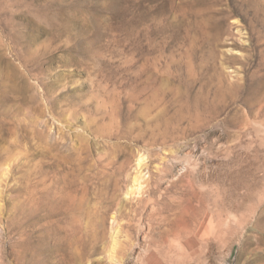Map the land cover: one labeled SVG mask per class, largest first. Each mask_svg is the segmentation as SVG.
<instances>
[{
    "label": "rangeland",
    "instance_id": "1",
    "mask_svg": "<svg viewBox=\"0 0 264 264\" xmlns=\"http://www.w3.org/2000/svg\"><path fill=\"white\" fill-rule=\"evenodd\" d=\"M233 42L237 46H232ZM245 47L252 63L248 77H253L248 78V92L237 87L219 97L212 82L217 78L216 65L221 57L245 55ZM163 57L168 59L166 70ZM224 66L232 80L243 76L239 64ZM13 72L36 87L42 108L47 100L57 103L66 95L72 104L83 106L82 111L74 109L79 113L75 119L60 118L69 120L61 122L62 126L73 127L67 128L69 153L76 155L80 145L86 147L88 153L84 150L82 156L87 157L86 166L95 165L93 175L100 174L98 165L107 156L104 163L109 164V174L122 165L127 170L121 171L122 189L101 203L94 201L97 215L94 221L86 218L83 223L96 233L101 249L100 254L85 257L87 264L101 260L100 264H264V0H0V76H13ZM138 72L143 79L151 72L155 76L166 72L171 84L182 81L190 95L203 94L200 120L185 122L182 132L173 129L167 144L160 140L150 144L152 134H145L150 113L132 118L136 109L149 107L137 104L134 97L139 90ZM178 105L172 102L171 116L177 114ZM109 111L116 113L113 116ZM89 115L93 128L88 124ZM20 117L13 119L18 123ZM0 120L6 122L0 133V151L5 153L4 141L13 124ZM123 121L129 125L121 131L123 135L109 133V128L112 131ZM99 126L104 129L96 135ZM75 131L85 134L88 143L83 144ZM137 134L145 135L146 140L137 143ZM142 154L155 159L144 173L154 174L153 183L158 186L156 201L145 205L136 202L137 193L128 194ZM185 158L190 163H184ZM164 161L173 170L159 181L157 166L163 167ZM22 182L18 166L12 170L9 163L0 164V264H33L21 257L17 245L22 243V235L47 234L66 225L65 215H58L59 221L53 206L25 202ZM215 189L217 210L230 212L228 221L235 233L222 232L217 241L207 237L199 250L193 236L186 234L180 239L170 229L177 232L188 226V217L199 215L203 197L213 198ZM208 204L204 218L213 211V205ZM163 215L170 218V225H165ZM169 244L173 250L167 253ZM113 247L115 260L111 261ZM56 257L42 264H69Z\"/></svg>",
    "mask_w": 264,
    "mask_h": 264
},
{
    "label": "bare ground",
    "instance_id": "2",
    "mask_svg": "<svg viewBox=\"0 0 264 264\" xmlns=\"http://www.w3.org/2000/svg\"><path fill=\"white\" fill-rule=\"evenodd\" d=\"M219 38H220V36H219ZM235 42L231 43V45L237 46V43H235ZM244 50L246 51L245 55H244V53H242L241 56L230 55L227 57L225 55L226 58L221 57L220 64L218 63L216 65L217 78H216V81L214 79H212V82L215 83L216 86L218 87L217 94L219 97L223 96L224 94L226 95L227 92H233L237 87H242L246 90V92H248V78L252 77V76L248 77V76H250V70L248 72V67H251L252 63L249 59L250 57L248 58V47ZM146 54H148V53H146ZM170 56H171V54H170ZM149 57H150V55H149ZM164 58L165 57H163V60H164V66H165V70H166V67L169 68V64L167 63L168 59L166 60ZM157 62H158V59H157ZM194 62H195V60H194ZM159 63H160V61H159ZM176 63H178V62H176ZM196 63H197V61H196ZM226 63H228V64H230V63L239 64L240 69L243 73V76H236L237 79L232 80L231 77L229 75H226V72L224 71V67H226L224 65ZM34 66H35V64H34ZM175 66H178V65H175ZM151 67H153V66H151ZM36 68H39V67H36ZM191 68H192V66H191ZM205 68H204V70H205ZM206 70H207V68H206ZM140 71H141V69H140ZM138 73L139 74H137L135 76V78H136V83L139 87V90H138V92H135L136 96L134 95V97L137 101L136 102L137 104H138V102L141 103V105L144 103V105H148L149 107H143L142 106L141 109L140 108L136 109L134 107L137 110V113H136L137 115L132 116V118L133 117L138 118V116H141L143 114L145 115L146 111H147L146 114H148V112L150 113V116L147 120L148 126L146 125L147 128L145 130V134L148 133L146 131H149L150 134H152L149 136V140L151 141L150 144H156L159 142V140H160V142H162V144H167L169 141L170 134H171L173 129L175 131L182 132V130H183L182 125L185 122L194 123V122H197L200 120V118L202 116L200 111H201V107L203 104L202 103L203 94H201L199 92L200 94H197L195 96L190 95L189 91L187 89V86H185L183 83H181L182 81H179L178 83H180V84H178V85L171 84L169 79L167 80L166 72H164L163 74L157 75V76H155L152 72L151 73L149 72L150 75L148 74L149 76H147V78L145 77L146 79H143L142 73H140V72H138ZM167 73H168V71H167ZM201 74L202 73H200V75ZM173 75H174V73H173ZM192 76H194V75H191V77ZM190 83H192V82H190ZM39 84L44 85L45 83L43 84L39 80ZM185 84H186V82H185ZM115 85H117V84H115ZM121 86H123V84ZM190 86H193V85H190ZM35 88L36 87L33 84L29 83L23 75H21V76L18 74L16 75L13 72V76H9V75L5 76V77L0 76V115H4V117H5V118H0V119H7L6 121L8 122L9 125L13 124V125H11L12 127H10L7 131L6 136H8V138L4 141L7 144L6 145L7 149H5V153L0 151V164L7 162L10 164V167H12V170L16 169L17 166L19 167L20 172H22V178L24 179V182H22L23 185L21 188L23 190L22 194H24V196H25V202L26 201L27 202H38L39 204H42V205L47 204V205H50L51 207L53 206L54 207L53 208L54 216L58 217V219L60 221L62 218L59 217L58 215H65V218H67V221H65L66 225L59 226L54 231H51V232L48 230L49 233H47V234L44 233V234H40V235H36V236L35 235L33 236L30 233L29 234H23L22 235V243H19L17 246L21 249V253H22L21 257L24 258V261L29 259V260L33 261V264H42L43 261L45 263L46 259L49 260L48 258H52L54 256L56 257L57 255L62 257L61 260L66 261V263L84 264L87 261V260H85L86 256L88 257V255H90V254H98V253L100 254L101 249L99 247V244H97V242H99V241H98V236L95 235L96 233L88 231L87 230L88 224L84 225L83 223H86L85 222L86 218L93 220L96 217L98 210L96 211V208L93 205L94 201L101 203L103 200H106L107 198H111L110 195L113 194V192H116L117 190H119L121 188V177L123 176V173L121 171L123 169L125 170V168L123 165L120 166V168L116 167L115 168L116 173L109 174L106 170L107 166L109 164L106 165L104 163L105 161L108 160L107 159L108 156H107V157L101 159L104 162H101V164H99V165L97 164L98 168L101 167L100 174L93 175L92 169L95 168L94 167L95 165L89 164L86 166L85 161H86L87 157L82 156V154L84 153V150L87 152V148L80 145V147L75 151L76 155L73 153H69V152H71L69 149L70 143L68 144L67 142H70L69 130L72 129L73 127L67 126V128L69 129L68 130L67 128H65L61 124V122L64 123L65 121H67V122L69 121V120H67L68 118L65 119L67 116L70 118V120H73L77 116H79V113H77L76 111L77 110L82 111L80 109V106H82V105L79 106L78 105L79 103L76 105L72 104L71 103L72 98L70 97L71 99H69V98H67L68 95L64 96V94H62L66 98L59 100L57 103H56V101H54L52 99L47 100V102L44 99L46 104H45V107L42 108V106H40L39 97L36 94ZM43 91H44V89H43ZM240 91H241V89H240ZM191 92H192V90H191ZM69 96H71V95H69ZM134 97H132V98L134 99ZM123 98H122V100H123ZM126 98H128V97H126ZM125 100L126 99H124L123 101L125 102ZM60 102H62V104L58 105V103H60ZM172 102H178L180 104V105H178L180 108L178 110H176V112H177L176 115L171 116L170 106H172ZM128 103H130V105H131L132 101L130 100V102H128ZM134 104H135V102H134ZM67 106H69V107L66 111L63 108H65ZM133 106L134 105L132 104L130 107L133 108ZM72 109L73 110L76 109V111L75 110L71 111ZM98 109H100V108H98ZM105 109L108 110V108H105ZM112 110H113V108H112ZM70 111H71V113H70ZM83 111H85V110H83ZM100 112H101V110H100ZM114 112L115 111H113V112L109 111V114L112 113L114 116ZM131 112L129 111L128 113H131ZM82 114H83V112H82ZM124 114H126V113H124ZM57 116H59V119L56 118ZM61 116L65 117V118H60ZM129 116L127 115L126 117H129ZM13 117H20L19 119H17V121H19V122L16 123V119L15 118L13 119ZM115 117L113 119H115ZM56 119H58L57 123L54 122L52 124V121H55ZM129 119H131V118H129ZM87 120H88V122H89L88 124L90 125L91 128L95 127L93 125L92 116L89 115V118H87ZM110 120H112V119H110ZM124 121H123V123L120 122V124L116 123L114 126L111 124L114 127L112 129V131H110L111 128H109L110 125H108L107 127L110 129V130H108L109 133L112 135H116V136L123 135L121 133V131L124 130V132H125L124 128L129 126L127 124L128 121L127 122H124ZM4 123H6V122L0 120V133L3 130H5L3 128ZM144 124H146V122ZM136 126L138 127V125H135V127ZM98 128L99 129L96 130V135L100 134L101 130L104 129V127H100V126ZM140 129L142 130V128H140ZM92 130H89L90 134L93 132ZM128 132L129 131H127V133ZM75 133H76V135H79L76 137H79L83 144L88 143L89 139L85 137V134H83V133L79 134L78 131H75ZM105 137H107V134L105 135ZM110 137H111V135H110ZM136 137H137L136 138L137 143H143L146 140L145 135H142V134H137ZM0 143H3V142H0ZM161 159H163V158H161ZM163 160H165V158ZM164 162L165 163H164L163 167L158 168V166H157V172H156L157 174L156 175H158L159 181L164 180L167 176H170L172 173V170H173L172 166H169L166 163L167 161H164ZM183 162L188 164V163H190V160L185 158V160ZM89 163H91L90 160H89ZM152 163H155V159L150 160V158H147L143 154L140 155L138 158V170L135 172L133 186L128 193L129 196L131 194L137 193L138 197H136V199H137L136 202L138 204L145 205V204L153 203L154 201H156L154 195L156 192V188L158 186L153 183L154 174H150V175L148 174L149 175L148 176V175H146L147 173L146 174L144 173V171L146 169L151 168ZM125 164H128V163H125ZM125 171H127V170H125ZM189 184H191V181ZM37 186H38V188H39V186L42 187V189H40V188L38 189ZM213 192H214L213 196H212L213 198H211L208 195L203 197V202H202V204H200V206L197 209L198 210L197 214H199V215L193 216V217L192 216L188 217L187 223H188V226L191 225V228L188 226L185 227V225H186L185 224L177 232L175 229H173V227H172V229H170V232H172V234L174 233V236H177L180 239H182L186 234H188L189 237L193 236V238H194L193 241L195 244H197L199 250L201 248V245L204 243V241L207 237L209 239H211L212 241H217L221 237L222 232L223 233H229V234L235 233L234 228H233L234 226L232 227L233 224L231 225L230 222L228 221V219H230V212L225 213L224 212L225 210L223 211L224 213L218 212V210H217L218 209L217 199H218L219 195H217L216 189ZM208 203H211L213 205V211L208 218H204L203 214L206 212V210H209V208H210ZM153 208H154V206H153ZM44 210H46V209H44ZM40 211L43 212L42 209ZM40 211H38L37 213H39ZM155 212H156V210H155ZM33 216L34 215H32L31 219L33 218ZM163 216H164V218H162V219H164L165 225H170V220H169L170 218H168V216H166V215H163ZM113 217H115V216H113ZM40 220H42V219H40ZM29 222H27V223H29ZM54 222H55V220H54ZM82 224H83V226H82ZM24 225H25V222H24ZM51 225H53V224H51ZM48 226H49V224H48ZM148 229H150V228H148ZM28 231H31V230H28ZM179 241L182 242V240H179ZM20 242H21V238H20ZM115 245L116 244H114V246ZM177 245H179V244H177ZM186 245L188 247V245H190V243H187ZM192 246H194V245H192ZM197 246H194V247H197ZM172 247H173V244H171V245L169 244V245L165 246L167 253H170L171 250H173ZM115 248L116 247L112 248V254L110 255L111 261L115 260V257H114L115 256L114 255ZM191 249H192V247H191ZM102 251H104V250H102ZM155 252H157V251H155ZM194 256H197V255H194ZM102 262H103V260L98 261L99 264Z\"/></svg>",
    "mask_w": 264,
    "mask_h": 264
}]
</instances>
